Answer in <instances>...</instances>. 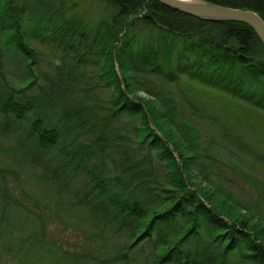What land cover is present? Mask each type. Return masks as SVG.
<instances>
[{
	"label": "trees",
	"instance_id": "obj_1",
	"mask_svg": "<svg viewBox=\"0 0 264 264\" xmlns=\"http://www.w3.org/2000/svg\"><path fill=\"white\" fill-rule=\"evenodd\" d=\"M91 1L102 8L95 20L76 13L78 0H0V54L2 48L13 49L23 58V78L16 85L0 67V135L13 134L17 123L26 120L13 152L22 150L31 162L51 148L56 149L52 157L64 156L50 168L38 163L41 171L33 181L42 186V197L26 199L9 188L0 168L4 263L18 264L29 252L34 264H129L139 245L150 248L144 264H264V219L237 212V201L228 192L202 181L203 168L212 166L202 151V134L177 110L169 84L185 80L190 91L215 87L264 110V46L239 20L195 17L156 0ZM210 1L254 9L264 20V0ZM29 35L51 38L64 50H81L67 75L59 68L35 85L37 52ZM88 56L100 85L108 89L103 100L78 79L76 67L85 66ZM131 77L136 85L151 88L157 104L136 94ZM53 103L61 108L62 123L47 118ZM121 114L130 122L137 119L130 126L133 138L116 133L113 122ZM211 114L201 108L199 116L216 123L221 138L235 139L239 148L259 156L240 135L226 138V125ZM73 130L90 139L67 140ZM59 138L66 141L58 144ZM142 146L143 154H132ZM113 154L119 160L106 174L105 158ZM153 155L162 165L159 174ZM69 171L82 176L75 202L83 208L82 225H74L77 234L91 242L95 228L108 227L111 235L125 232L124 240H104L95 253L66 249L47 236L50 222L67 227L60 223V201Z\"/></svg>",
	"mask_w": 264,
	"mask_h": 264
},
{
	"label": "rangeland",
	"instance_id": "obj_2",
	"mask_svg": "<svg viewBox=\"0 0 264 264\" xmlns=\"http://www.w3.org/2000/svg\"><path fill=\"white\" fill-rule=\"evenodd\" d=\"M78 2L79 4L75 11L79 15H84L86 19L95 20V18L102 13L101 5L96 1L78 0ZM28 41L35 47L37 52L36 64L34 67L37 76L35 85L41 83L45 78H51L56 75L57 69L59 68L63 71V77L67 75L68 69H72L75 65L74 54L78 55L81 52V50L77 51V48H67L64 50L61 45L55 47L54 44H52L51 38L48 37L41 40L36 36L29 35ZM88 58L89 60L85 63V66H75L78 71V79H85L81 80L84 82L85 86L91 91H94L97 96L103 100L108 89L100 85L98 76L93 73L95 69L94 64L90 63L92 57L88 56ZM20 61L23 62V58L13 49L7 50L2 48V53L0 54V67L4 70L9 82L15 85L23 78V68L20 66ZM181 77L185 78L184 74H182ZM131 81L133 86H136V94L146 99H151L157 104L156 101H158V99H155L153 94L149 92L151 88L136 85L133 77H131ZM169 84L174 90L177 110L202 134L200 137V144L203 148L202 151L206 154V160L210 162L212 166L203 168L200 175L202 178L199 177L202 181L207 183L206 185L216 183V186L222 188L223 192H228V195L230 194V197L237 201L238 206L234 207V210L237 212L245 214L246 217H248V214L251 212L252 216H255V218L260 217L264 219V110L215 87L205 86L202 89L197 87L199 90L195 91V89L192 88L193 90L190 91V87H187L188 85L185 80H176ZM35 85L27 90V95L34 92ZM195 106L197 108H194ZM201 108H204L205 111H211L212 116L217 114V118L222 119V122L226 125V129L224 130L227 135H224L226 138L230 135L232 136V134L234 137L240 135L242 142L259 156H255L253 153L246 152L243 148H239V143H237L235 139L231 142L230 140L221 138L216 123L199 116ZM60 110V106L53 103V106L46 112L47 118H49L50 121H60V123H62V121L58 119ZM128 118L130 117L121 114L119 119L113 122V125L117 127L116 133L118 135H129L133 138L134 130L130 126L137 123V119L133 117L132 122H130ZM17 124L18 126L14 128L13 134L5 136L0 135V168L3 169L2 174L9 188L18 189L17 193L21 194L26 199L32 194L42 197V186L35 184L33 181V176L41 171L42 165L38 163L42 162L43 165L50 168V164H60L64 156L62 153L58 152L52 157L56 149L51 148L41 154L36 153L35 158L39 161L31 162L28 156L25 157V155H22V150L16 153L13 152V147L19 146L18 144L22 139L23 132H25L23 129L27 126L26 120L18 122ZM66 139L75 143L76 141L90 139V134H82V132L73 130L67 134ZM66 139L59 138L58 144L62 141H66ZM212 141L221 143L223 149H220L217 144H214ZM131 144L135 145L136 143L131 142ZM144 151L145 149L142 146L136 151L131 152L132 154L135 153L136 155H140L143 154ZM151 152L153 153V151ZM153 156V167L159 174L162 172V165L158 162L157 157L155 155ZM118 160L119 157L117 154L105 158L106 174L112 172L113 165H115ZM92 162H98L97 158L92 159ZM208 170L211 172L209 171L208 177L205 178V173ZM70 174L71 172L69 171L66 175L69 180L65 182L67 186L61 192L60 201L62 204L61 209H63L60 210V212L64 220L62 221L60 219V223H67V227L64 228L59 223L50 222L47 226V236L54 239L56 242L59 241L66 249L88 248L90 251L94 250L95 253L99 251L97 245L104 240L111 243L117 240H124L125 232L111 235V229L108 227H104L103 231H101V227L95 228L96 234L91 238V242L85 241L80 231H78L77 234V228H75L74 225L77 223L79 226L82 225L81 217L83 208L75 202L81 192L80 185L82 176L81 174H75L73 176ZM1 180L0 177V183ZM50 192L51 196H56L55 192L52 193L51 190ZM20 199H22V197H20ZM57 208L58 207H54V211H58ZM53 217L56 218L55 215ZM27 225L30 226L29 223H27ZM108 234L110 235L106 237L105 235ZM11 242L15 243V240L11 239ZM149 250V246L140 248L139 245H137L131 254L133 258L129 261V264H144L145 257H147ZM20 251H22V249H20ZM26 251L27 250H24V252ZM3 260L0 245V264H5ZM18 264H34V259L30 256L29 252H27L26 256Z\"/></svg>",
	"mask_w": 264,
	"mask_h": 264
},
{
	"label": "water",
	"instance_id": "obj_3",
	"mask_svg": "<svg viewBox=\"0 0 264 264\" xmlns=\"http://www.w3.org/2000/svg\"><path fill=\"white\" fill-rule=\"evenodd\" d=\"M169 9L195 17L209 19H233L246 23L264 46V20L256 10L234 7L210 0H156Z\"/></svg>",
	"mask_w": 264,
	"mask_h": 264
}]
</instances>
